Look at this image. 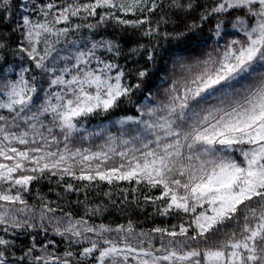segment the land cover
<instances>
[{
	"label": "snow or ice",
	"instance_id": "6c2138e0",
	"mask_svg": "<svg viewBox=\"0 0 264 264\" xmlns=\"http://www.w3.org/2000/svg\"><path fill=\"white\" fill-rule=\"evenodd\" d=\"M96 16L83 27L96 32L112 21L118 34L69 39L81 28L67 26L73 17ZM190 17L183 31L166 30ZM212 20V35L230 38L179 62L182 75L164 100L137 104L160 50L137 43L125 51L128 30L180 40ZM142 49L144 67L118 62ZM125 105L139 115L117 121L120 137L108 133L96 151L73 148L101 135L83 127L90 117ZM129 123L136 135L125 139ZM45 176L86 182L83 189L121 181L159 189L145 202L179 223L137 232L131 221L92 222L106 207L76 217L44 197L29 203L25 194ZM0 264H264V0H0Z\"/></svg>",
	"mask_w": 264,
	"mask_h": 264
},
{
	"label": "trees",
	"instance_id": "16d2710c",
	"mask_svg": "<svg viewBox=\"0 0 264 264\" xmlns=\"http://www.w3.org/2000/svg\"><path fill=\"white\" fill-rule=\"evenodd\" d=\"M17 0H13L16 3ZM41 0H36L39 4ZM47 2V0H45ZM62 0H57V3H61ZM81 2H86V0H81ZM167 2V0H165ZM16 9L14 8L13 11ZM102 11V10H98ZM122 15V14H121ZM159 13L153 17V25L155 19L158 18ZM139 14L133 15L128 14V19H136ZM32 19H37L38 17L32 15ZM99 19V16L89 17L87 20H81L78 17H73L71 23L68 26H72L74 22L81 24H95ZM192 18L187 20L178 21L175 25L169 24L167 26V31H183L185 24H190ZM216 21L205 23L203 25L202 32L190 33L187 37L180 40H165L162 37L149 38L139 36V32L132 35V30L129 29L127 32V39L124 42L125 51L128 48L134 47L138 44L143 45H156L160 50V55L158 56L157 63L153 66L151 63L147 64V67L151 70L149 77L144 82V87L137 92L133 100L137 104L145 103V97H149L150 103H156L165 99L164 89L167 88L173 79H178L182 75V70L179 67V62L183 61L186 63L193 62L196 58H203V55L212 50L213 42L219 38L212 35L210 29H214ZM64 26V23L60 24ZM58 25V26H60ZM147 27V25H145ZM86 28V27H83ZM164 27H161V31H164ZM96 36L100 38L101 36H114L117 35V31L114 30L113 22L108 21V27L105 30L96 31ZM230 37L223 36V39H219V43L222 45ZM13 37V40H16ZM143 52L142 56H134L131 59H126L121 57L119 63L126 66V70H131L138 67L145 66V60L147 52ZM133 61H136L134 63ZM19 63V62H18ZM19 68H17V71ZM129 83L135 84L137 79L135 75H131L127 78ZM151 90V92H149ZM137 107L132 105H125L123 108L118 109L110 114H100L94 117H90L83 125L85 129L87 128L88 133H94L99 131L100 136H91L89 141H77L72 146L75 147H87L92 150H98V145L105 143L108 133L113 134L116 137L121 135V127L117 123L123 117L127 116H138ZM134 126L132 124H127L124 126V138L128 139L131 136L136 135L133 130ZM83 133L79 134L82 135ZM63 146L62 144L60 145ZM139 146V145H137ZM68 183L81 188L79 192H69L65 193V186ZM86 182H80L72 179L71 177H64L63 181H60L59 176L48 177L34 181L31 185V190L26 193V198L29 203L36 202L39 204L38 197H44L46 201L53 202L52 206L55 207L59 205L63 211L71 212L76 217L84 216L86 208H95L100 206L102 209L107 208L101 214L92 216L91 221L100 224L110 225L115 228L117 225H127L129 221L132 222L137 232L148 231L153 227H171L173 224H178L179 221L174 217H163L157 214L155 206L151 201L145 202L144 197L147 196H157L160 194L159 189L149 190L145 185H136L135 182L131 184L127 181L118 182L116 186H110L106 182H93L90 187L83 189V184ZM136 187L139 189L138 192L133 193L131 188ZM121 189H128L127 196L128 202L121 203L123 201L125 193ZM111 193V199L105 195V193ZM115 201V204H113ZM62 213L57 212L56 215H61ZM36 231H39L37 229ZM51 232V229L49 230ZM53 239L60 241L59 250L62 252L64 249V242L61 241L60 237H52ZM43 241V237H38ZM17 240L23 243H28V238L24 236L17 237ZM158 244V240H157Z\"/></svg>",
	"mask_w": 264,
	"mask_h": 264
},
{
	"label": "rangeland",
	"instance_id": "374dc122",
	"mask_svg": "<svg viewBox=\"0 0 264 264\" xmlns=\"http://www.w3.org/2000/svg\"><path fill=\"white\" fill-rule=\"evenodd\" d=\"M74 24H78V23L74 22L72 25H74ZM64 26L60 25L58 27H64ZM69 27H71V26H69ZM95 33L96 32H92L88 28L81 27L77 32L71 33L70 36H69V39H76V40H81V41H86L87 39L92 38V37H94L95 39H100V38H98L96 36ZM39 47L42 50L43 49V44H41ZM59 47H63V45H60ZM92 66L95 67V64H93ZM93 151H96V150H93Z\"/></svg>",
	"mask_w": 264,
	"mask_h": 264
}]
</instances>
